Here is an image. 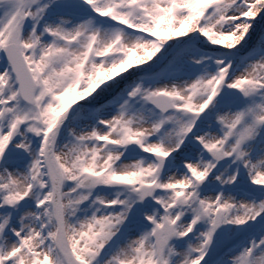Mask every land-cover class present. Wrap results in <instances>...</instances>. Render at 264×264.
I'll use <instances>...</instances> for the list:
<instances>
[{"label":"snow or ice","instance_id":"6c2138e0","mask_svg":"<svg viewBox=\"0 0 264 264\" xmlns=\"http://www.w3.org/2000/svg\"><path fill=\"white\" fill-rule=\"evenodd\" d=\"M0 264H264V0H0Z\"/></svg>","mask_w":264,"mask_h":264}]
</instances>
